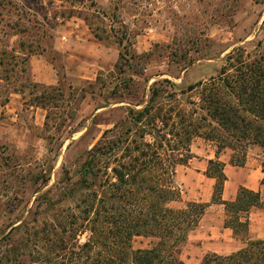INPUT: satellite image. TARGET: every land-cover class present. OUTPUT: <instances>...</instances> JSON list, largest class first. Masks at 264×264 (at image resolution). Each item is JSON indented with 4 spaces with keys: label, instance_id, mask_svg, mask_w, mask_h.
Masks as SVG:
<instances>
[{
    "label": "rangeland",
    "instance_id": "1",
    "mask_svg": "<svg viewBox=\"0 0 264 264\" xmlns=\"http://www.w3.org/2000/svg\"><path fill=\"white\" fill-rule=\"evenodd\" d=\"M92 1L107 11L113 3L119 7L132 44L125 43L130 53L122 58L123 46L91 38L76 16L93 17L90 0H0V264H59L51 259L56 254L50 246L60 236L68 246L84 243L89 233L83 229L72 240L69 215L81 223L83 199L92 191L106 196L100 188L106 161L101 158V170L91 175L88 150L105 130L115 125L112 135L117 136L130 126L128 108L142 107L135 104L147 99L153 82H162L159 101L165 110L194 108L196 90L183 97L182 89L216 76L237 47L253 53L257 42L264 41V4L253 0ZM53 46L61 54L72 49L67 72L60 69L61 56ZM40 53L60 69L59 85H53L60 92L35 82L33 69L49 79ZM131 53L137 56L131 58ZM208 143L194 138L190 149H204ZM190 174L181 167V186L176 185L180 199L173 208L196 199L202 177ZM212 210L180 246L176 264H200L208 253L224 255L244 244L245 239L221 228L224 210ZM262 216L257 215L256 229L262 226L264 232ZM59 224L68 230L64 235ZM147 243L135 237L131 247ZM210 244L217 251H209ZM67 257L64 264H70Z\"/></svg>",
    "mask_w": 264,
    "mask_h": 264
},
{
    "label": "trees",
    "instance_id": "2",
    "mask_svg": "<svg viewBox=\"0 0 264 264\" xmlns=\"http://www.w3.org/2000/svg\"><path fill=\"white\" fill-rule=\"evenodd\" d=\"M90 1L93 17L76 16L84 21L96 40H113L123 46L128 52H119L120 58L130 53L125 45L132 44L126 24L117 14V4L113 3L107 11ZM253 1L264 4V0ZM105 19L107 24H104ZM254 49L249 53L244 46L237 47L226 56L216 76L182 89L183 97L196 90L198 102L194 108L165 110L159 101L158 86L162 82H153L147 99L135 104L142 107L128 108L130 126L117 136L112 135L117 129L115 125L103 132L88 150L86 168L94 175V169L101 170L98 165L104 158V180L100 188L105 190L106 196L98 197L92 191L83 199L86 206L81 223H75V216L69 215L72 240L82 229L89 236L84 243L72 242L69 246L60 236L50 246L56 254L51 257L53 261L64 264L66 255L70 264L177 263L180 246L209 206L188 201L182 208L172 207V203L180 199V190L173 180L174 168L187 164L193 157L192 140L201 138L211 142L217 155L227 149L232 151L231 163L237 166L243 165L249 146L264 149V41H258ZM131 54V58L137 56ZM60 69H56L57 75ZM163 82L175 85L169 80ZM48 87L60 92L59 86ZM223 166L218 159L208 161L205 174L214 180L211 202L223 205V227L230 229L235 237L245 239L244 245L229 254L208 253L200 264H264V240L248 237L249 212L253 208H264V200L259 191L239 187L234 199L223 201L221 195L226 180ZM57 227L61 228L60 235L68 231L64 225ZM135 237L148 239L147 246L132 249L131 241Z\"/></svg>",
    "mask_w": 264,
    "mask_h": 264
},
{
    "label": "crops",
    "instance_id": "3",
    "mask_svg": "<svg viewBox=\"0 0 264 264\" xmlns=\"http://www.w3.org/2000/svg\"><path fill=\"white\" fill-rule=\"evenodd\" d=\"M87 27V26H86ZM88 35L91 36V38L95 39L88 27ZM96 40V39H95ZM99 42V41H98ZM57 52L60 53L58 50L59 48H54ZM67 50H64L63 54H59L61 56V60L63 63V68L67 72V65L69 61V57L71 56V51L70 47L66 48ZM119 55V54H118ZM44 61H45V72L48 73L49 79H45L42 76V71H34V78L35 82H43L48 86H53L58 83V75L57 72H55L54 67L51 63H48L44 57V55H39ZM35 59V58H33ZM32 64H33V60ZM116 64V60L114 62V67ZM34 65V64H33ZM41 69V68H40ZM49 71V72H48ZM54 71V72H53ZM68 74V73H67ZM209 146L204 149L200 150H192L190 149L191 154L193 155L192 158H190L185 165L178 164L174 168V175H173V180L175 185H180L181 186V167L184 168V171H188L191 173V176L199 175L202 177L201 183H200V190L197 193L198 195L196 196V199H190L191 201H197V202H204L208 203L209 206L207 207L205 213L203 216H205L207 213L213 212V207H218L219 209L223 210V205L222 204H215L211 202V196H212V191H213V184L214 180L210 177H207L205 174L207 167H208V161L209 160H215L218 159L219 161L223 162V172L226 176V180L224 182L223 186V191L221 195V199L223 201H229L235 198L239 187H245L247 189L253 190V191H259L260 194L264 189V184H261V180L264 177V149L253 145L248 147V151L246 152L245 155V160L242 166H237L233 165L231 163V154L226 155L225 151H222L218 155L216 154V148L213 146L211 142L208 143ZM258 214H254V212H257ZM262 211V212H259ZM264 213V208L263 209H256L254 211V208L251 209L249 212V229H248V234H252V237H249L251 239H261L264 240V232L262 231V226L260 227L261 230H257L256 228L258 227V222H257V215H263ZM264 217V216H262ZM221 228L227 233H231L233 238L235 236L233 235L232 231L228 228L223 227V221L220 222ZM244 245V244H243ZM242 246L235 247L233 249H230L228 251L222 252L225 254H229L233 251H236L240 249ZM207 249L209 251H217L216 248H214L213 245L207 246Z\"/></svg>",
    "mask_w": 264,
    "mask_h": 264
}]
</instances>
